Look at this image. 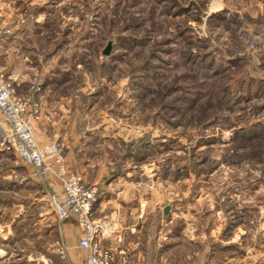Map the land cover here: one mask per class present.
I'll return each mask as SVG.
<instances>
[{
    "label": "rangeland",
    "instance_id": "obj_1",
    "mask_svg": "<svg viewBox=\"0 0 264 264\" xmlns=\"http://www.w3.org/2000/svg\"><path fill=\"white\" fill-rule=\"evenodd\" d=\"M7 35L1 68L42 113L38 144L83 179L67 153L88 148L84 183L110 202L94 219L115 225L103 247L264 264V0H0ZM2 115L0 264H83L59 229L76 219L51 207L59 181L2 147Z\"/></svg>",
    "mask_w": 264,
    "mask_h": 264
},
{
    "label": "built area",
    "instance_id": "obj_2",
    "mask_svg": "<svg viewBox=\"0 0 264 264\" xmlns=\"http://www.w3.org/2000/svg\"><path fill=\"white\" fill-rule=\"evenodd\" d=\"M36 107L31 98L18 96L13 84L7 81L0 60V110L8 125L2 134V147H12L21 160L41 175L59 181L62 191L59 197L52 196L51 207L59 220L71 216L76 219L82 231L79 245L85 253L83 264H136L124 250L117 251V258L113 248L102 246L101 240L115 231V225L109 220L94 219L101 188L85 184L80 174L68 169L57 143L44 147L38 144L33 122L40 121L42 113Z\"/></svg>",
    "mask_w": 264,
    "mask_h": 264
},
{
    "label": "crops",
    "instance_id": "obj_3",
    "mask_svg": "<svg viewBox=\"0 0 264 264\" xmlns=\"http://www.w3.org/2000/svg\"><path fill=\"white\" fill-rule=\"evenodd\" d=\"M13 36H16V35H13ZM5 40H7L8 42H6ZM8 43H12V39L9 37V35L5 36L2 43L0 42V53L6 50ZM22 81L23 79H20L18 80V83H22ZM0 114L2 115L1 112ZM73 145H74L73 148H70L72 149V151L67 153V160L69 161L70 164H73V166H75L74 167L75 170H77L78 172H82V173L84 172V175H85L84 182L87 183L86 182L87 181L86 171L92 168V162L89 159L90 155L87 150L88 148L87 146L85 147V146H81L77 144L76 145L73 144ZM74 163H76V165H74ZM123 183H126L125 178L123 176L122 177L117 176L116 178H113L108 184V188L110 189V187H114V186L118 188H113V189L111 188L112 194H110V196L114 197L116 190L120 191L124 188H126V191L124 192H127L128 190H127L126 184H123ZM107 194H109V190ZM106 200L107 199H105L104 197L99 198L98 202L96 203L97 205L95 206V209H94V216H96V214L98 215L99 213L102 214L106 211L105 208L109 207L110 205L109 204L110 202ZM59 229H61L60 231L62 234L63 241L67 244L70 250L71 248H73V246L78 245L79 239L82 233L79 226H75L71 224L70 222H63V224L61 225ZM125 248L128 251V253L131 255V257L134 258L138 264H159L160 261L162 260V258L160 260V256H159L160 253L158 252L157 249H155V246H149L148 248L146 247L144 248L142 243L140 244L138 242H135L134 240H128L127 244L125 243ZM73 254H76V253L70 252V255L73 256ZM80 254L82 255L81 257L83 258L84 251L81 250Z\"/></svg>",
    "mask_w": 264,
    "mask_h": 264
},
{
    "label": "water",
    "instance_id": "obj_4",
    "mask_svg": "<svg viewBox=\"0 0 264 264\" xmlns=\"http://www.w3.org/2000/svg\"><path fill=\"white\" fill-rule=\"evenodd\" d=\"M167 210H168V208H166V210H165V211L167 212Z\"/></svg>",
    "mask_w": 264,
    "mask_h": 264
}]
</instances>
